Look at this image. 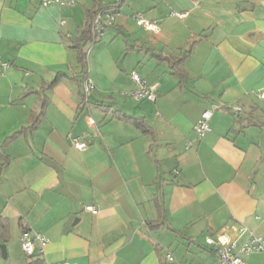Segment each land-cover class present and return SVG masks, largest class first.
<instances>
[{
    "label": "crops",
    "instance_id": "0c3cea01",
    "mask_svg": "<svg viewBox=\"0 0 264 264\" xmlns=\"http://www.w3.org/2000/svg\"><path fill=\"white\" fill-rule=\"evenodd\" d=\"M43 1L0 0V264H29L25 228L49 238L42 264H216L208 234L264 235V0H124L95 40L89 11L117 0ZM134 71L154 100L128 94Z\"/></svg>",
    "mask_w": 264,
    "mask_h": 264
},
{
    "label": "built area",
    "instance_id": "2783aa9c",
    "mask_svg": "<svg viewBox=\"0 0 264 264\" xmlns=\"http://www.w3.org/2000/svg\"><path fill=\"white\" fill-rule=\"evenodd\" d=\"M77 0H44L43 3L56 2L59 5L74 4ZM180 16H185V12H177ZM133 18L136 22L148 30H157L158 21L148 18L143 12H135ZM116 14L112 10L99 9L92 20V29L95 34V38L99 37L104 29L115 23ZM61 23H65V19L61 20ZM10 64L8 61L0 60V75L3 68ZM132 78L137 82L138 86L129 91V95L137 100L149 99L154 100L157 96L158 83H147L143 77L136 71L132 72ZM93 84L85 79L84 90L88 93ZM260 97L264 98V92L258 93ZM239 108V107H236ZM213 108L205 109L199 119L197 120L194 129L195 132L202 136L211 130L210 119L213 115ZM75 144L78 148H85L87 142L80 140L77 137L74 138ZM87 210L96 212L97 206L95 204H87L85 206ZM260 217V216H258ZM21 245L25 253L29 256L34 255L38 250L41 253L44 252L45 247L49 241L39 231H32L25 228L21 233ZM206 244L212 248L216 254V264H248L246 256L255 252H264V235L258 234L252 229L246 226H240L237 229L236 235L233 236L225 230H221L215 234H208L205 236ZM39 246V247H38ZM167 259L173 260L174 256L171 253H167ZM47 264H77L75 262H48Z\"/></svg>",
    "mask_w": 264,
    "mask_h": 264
},
{
    "label": "trees",
    "instance_id": "16d2710c",
    "mask_svg": "<svg viewBox=\"0 0 264 264\" xmlns=\"http://www.w3.org/2000/svg\"><path fill=\"white\" fill-rule=\"evenodd\" d=\"M123 1L124 0H117L115 2L107 3V4L101 3L94 10H90L88 13V17H87V21H86V27L83 31V35L86 37H89V39L95 40L96 39L95 34L93 32V29H92V20L94 18L95 13L99 9H108V10H112L115 14H117L120 10V7H121ZM76 47L79 48L80 61L82 62V64L84 66H87L88 65V52L86 50H84L83 47H81V45L79 43H78V45H76ZM60 76H61L60 74H57L56 76H54V78L51 80V83L57 81L60 78ZM83 78H87L86 70L83 73L82 80H83ZM116 113L119 115L118 111ZM126 118L129 120L137 121L140 126H142V127L144 126V124L142 123V120H140L138 118H134V117L128 116V115H126ZM37 120H38V118H36L34 121L36 122ZM7 231H8V222L6 219L1 218L0 219V236H2V237L5 236ZM30 257H31V260L29 261V264H42L43 258L41 256H37V258H35V255H31Z\"/></svg>",
    "mask_w": 264,
    "mask_h": 264
},
{
    "label": "rangeland",
    "instance_id": "374dc122",
    "mask_svg": "<svg viewBox=\"0 0 264 264\" xmlns=\"http://www.w3.org/2000/svg\"><path fill=\"white\" fill-rule=\"evenodd\" d=\"M143 2L144 0H128V2H126L123 6V11L129 12L131 10L133 12L134 8L138 5H141ZM132 12H129V13L131 14ZM134 12H136V10ZM111 29L112 28H109V30Z\"/></svg>",
    "mask_w": 264,
    "mask_h": 264
},
{
    "label": "water",
    "instance_id": "95a60500",
    "mask_svg": "<svg viewBox=\"0 0 264 264\" xmlns=\"http://www.w3.org/2000/svg\"><path fill=\"white\" fill-rule=\"evenodd\" d=\"M0 247L2 249L3 255L5 256L6 255V246H5V244L4 243H0Z\"/></svg>",
    "mask_w": 264,
    "mask_h": 264
}]
</instances>
